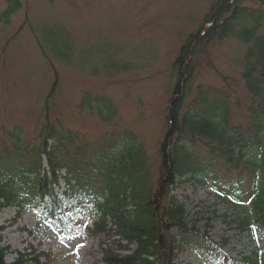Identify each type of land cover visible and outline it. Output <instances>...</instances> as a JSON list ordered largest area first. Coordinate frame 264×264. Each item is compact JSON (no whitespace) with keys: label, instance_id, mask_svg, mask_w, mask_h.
Returning a JSON list of instances; mask_svg holds the SVG:
<instances>
[{"label":"rangeland","instance_id":"rangeland-1","mask_svg":"<svg viewBox=\"0 0 264 264\" xmlns=\"http://www.w3.org/2000/svg\"><path fill=\"white\" fill-rule=\"evenodd\" d=\"M21 1L23 6L11 23L0 22V150H13L14 138L9 132L15 127L22 129L21 139L27 147L37 146L49 106V117L58 133L74 135L71 150L83 145L103 146L109 141L115 143L109 146L114 152L117 143L134 136L157 159L176 83L175 60L182 44L204 23L217 0ZM5 7L6 0H0V14ZM58 21L76 36V65L54 56V64L46 61L35 35L24 24L33 22L42 28L43 23ZM242 51L243 45L233 39L209 45L191 83L187 106L199 97L201 89L221 91L232 103V123L246 126L249 97L242 78ZM115 52L127 68H109ZM95 54L98 56L93 59ZM82 66L100 73L91 75V70ZM56 75L58 85L50 96ZM81 105L97 109L91 115L80 110ZM110 106L115 116L104 121L110 116ZM186 178L174 194L185 203L188 219H197L199 230L211 239L204 248L192 245L178 264H228L227 258L254 251L264 256V237L253 240L236 229L234 220L241 216L242 207L228 201L233 197L228 186L214 188ZM60 183L65 185L63 179ZM62 186L57 192L62 193ZM236 196L245 201L242 195ZM62 200L77 211L62 214L59 210L60 219H53L45 205L21 215L16 208L0 213V244L11 250L8 261L18 251H35L34 256L45 253L39 264H105L103 236L85 229L95 210L87 201L81 208L77 200L63 196Z\"/></svg>","mask_w":264,"mask_h":264},{"label":"trees","instance_id":"trees-1","mask_svg":"<svg viewBox=\"0 0 264 264\" xmlns=\"http://www.w3.org/2000/svg\"><path fill=\"white\" fill-rule=\"evenodd\" d=\"M7 2L0 19L9 23L21 1ZM246 2L259 7L245 6ZM60 25L42 24L40 32L32 24L31 29L51 64L52 56L74 64L70 32ZM226 38L246 45L242 73L249 95L246 126L232 123V103L218 90L201 89L199 97L187 106L191 83L209 45ZM174 68L176 83L157 159L148 155L134 136L117 143L114 152L105 148L107 145L101 151L97 145L71 150L74 135L58 133L47 106L46 125L37 146L27 147L21 139L22 130L14 128L9 132L14 138L13 150H0V212L16 207L20 214L39 207L37 198L44 204L49 198L53 208H61L63 203L54 186L65 170V196L93 200L98 216L93 232L103 236L105 264H177L187 247L208 239L197 228V219L189 221L184 203L172 193L182 177L189 176L187 180L215 187L237 184L234 191L245 196V201L235 197L231 187L233 197L228 199L242 207L241 216L234 220L237 230L253 240L264 237V0H218L204 25L182 45ZM97 72L92 69L93 74ZM57 85L58 79L50 96ZM111 107L110 116L102 120L114 117ZM81 109L93 115L97 108L81 105ZM43 157L47 158L48 170L42 165ZM197 175L202 178L197 179ZM10 253V248L0 245V264H39L43 255L20 251L8 262ZM229 262L264 264V256L254 251Z\"/></svg>","mask_w":264,"mask_h":264}]
</instances>
